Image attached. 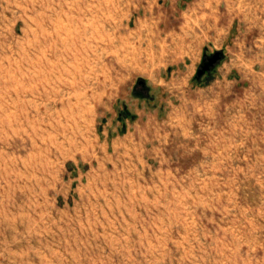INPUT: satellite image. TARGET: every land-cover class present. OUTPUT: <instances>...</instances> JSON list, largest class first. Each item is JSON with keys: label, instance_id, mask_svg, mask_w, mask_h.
Returning <instances> with one entry per match:
<instances>
[{"label": "rangeland", "instance_id": "1", "mask_svg": "<svg viewBox=\"0 0 264 264\" xmlns=\"http://www.w3.org/2000/svg\"><path fill=\"white\" fill-rule=\"evenodd\" d=\"M134 1L0 0V264H264V0L193 65Z\"/></svg>", "mask_w": 264, "mask_h": 264}, {"label": "crops", "instance_id": "2", "mask_svg": "<svg viewBox=\"0 0 264 264\" xmlns=\"http://www.w3.org/2000/svg\"><path fill=\"white\" fill-rule=\"evenodd\" d=\"M102 1L108 5L118 0ZM178 1L182 3L181 7L178 6ZM251 2L252 0H136L131 8L105 9V12L137 13L135 21L142 26L138 33L143 40L139 47L153 49L152 43L146 41L154 39L161 56H183L188 64L193 65L208 48H222L235 19L248 18L256 13L251 12ZM153 61L149 57V64Z\"/></svg>", "mask_w": 264, "mask_h": 264}, {"label": "water", "instance_id": "3", "mask_svg": "<svg viewBox=\"0 0 264 264\" xmlns=\"http://www.w3.org/2000/svg\"><path fill=\"white\" fill-rule=\"evenodd\" d=\"M220 59H221V53L219 51H215L211 54V56L209 57L208 60H203V62L200 63V67L198 69V75L201 73V71L203 70H208L209 69V66L217 63V62H220Z\"/></svg>", "mask_w": 264, "mask_h": 264}, {"label": "flooded vegetation", "instance_id": "4", "mask_svg": "<svg viewBox=\"0 0 264 264\" xmlns=\"http://www.w3.org/2000/svg\"><path fill=\"white\" fill-rule=\"evenodd\" d=\"M210 56H211V54L208 55V56H206V57H203L202 61H203V60H205V61L208 60ZM215 64H216V63H215ZM215 64L209 66V69H208V70H206V71H205V70L201 71V73H200L199 75L202 76L203 74H207V73H209V71L212 69V67H213ZM199 75H197V76H199Z\"/></svg>", "mask_w": 264, "mask_h": 264}, {"label": "trees", "instance_id": "5", "mask_svg": "<svg viewBox=\"0 0 264 264\" xmlns=\"http://www.w3.org/2000/svg\"><path fill=\"white\" fill-rule=\"evenodd\" d=\"M140 84H142V82Z\"/></svg>", "mask_w": 264, "mask_h": 264}]
</instances>
